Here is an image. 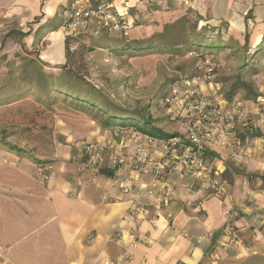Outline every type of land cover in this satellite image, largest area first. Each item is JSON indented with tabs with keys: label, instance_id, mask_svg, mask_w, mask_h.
I'll return each instance as SVG.
<instances>
[{
	"label": "crops",
	"instance_id": "1",
	"mask_svg": "<svg viewBox=\"0 0 264 264\" xmlns=\"http://www.w3.org/2000/svg\"><path fill=\"white\" fill-rule=\"evenodd\" d=\"M68 4L69 0H0V18L17 21L13 31L28 32L18 36L21 44L37 51L44 62L63 65L67 61ZM117 6L134 21L132 32L146 28L150 35L191 8L200 16L199 28L221 31L228 54L241 51L245 56L257 51L254 62L262 63L263 71L255 75L261 76L254 88L264 95V0H117ZM244 100L248 108H255V100ZM67 123L61 117L56 121L62 139L45 157L54 165L48 183L34 179L32 167L14 171L0 167V178L4 177L7 187L0 195V247L14 255L16 264H104L108 258L120 257L122 264H207L212 259L219 263L225 256H264V121L252 127L261 135L248 138L251 158L247 162L233 161L221 150L209 155L208 161L222 167L230 183L232 197L226 202L233 201L232 229L223 214V201L211 197L189 204L188 199L197 196H190L180 183L169 208L173 219L153 210L145 219H125L133 194L115 186L110 162L103 165L95 184L81 185L82 149L72 142L77 138ZM109 135L110 130L99 129L96 135H88L93 137L88 141ZM6 156L0 150V159ZM122 174L148 178L128 168ZM71 190L78 194L76 198L68 196ZM131 227L138 232L137 246L127 232ZM118 229L124 231V243L113 238ZM21 241L19 249L11 251Z\"/></svg>",
	"mask_w": 264,
	"mask_h": 264
},
{
	"label": "built area",
	"instance_id": "2",
	"mask_svg": "<svg viewBox=\"0 0 264 264\" xmlns=\"http://www.w3.org/2000/svg\"><path fill=\"white\" fill-rule=\"evenodd\" d=\"M133 25L128 12L118 8L117 0H100L96 4L91 0H69L65 34L70 38L83 34L94 38L104 35L129 38ZM209 33L214 35L217 29ZM189 54L201 61L203 73L172 82L160 99L165 116L181 130L160 138L136 126H116L100 141H77L84 155L79 165V180L81 185L95 184L103 165L110 162L115 186L122 193L133 194L124 216L130 221L148 218L152 210L156 215L165 212L168 220L173 219L174 212L169 208L175 198L176 185L180 183L190 196H197L190 197L189 204L211 197L223 201V214L232 229L233 201L226 202L232 197L230 183L223 175V168L208 161L209 155L221 150L238 163L251 158L249 137L245 133L255 123L264 121V95L255 99L254 109L248 108L240 95L227 98L219 83L213 81L218 67L214 56L198 50ZM204 85L210 88L209 92L204 91ZM126 168L146 174L147 180L135 174L123 175ZM53 170L51 162L40 164L35 171L36 178L46 184ZM68 196L76 198L78 194L71 190ZM127 232L132 244L137 246V229L131 227ZM113 238L124 243V231L118 229ZM123 262L121 257L108 258L104 264ZM207 264H218V261L212 259Z\"/></svg>",
	"mask_w": 264,
	"mask_h": 264
},
{
	"label": "rangeland",
	"instance_id": "3",
	"mask_svg": "<svg viewBox=\"0 0 264 264\" xmlns=\"http://www.w3.org/2000/svg\"><path fill=\"white\" fill-rule=\"evenodd\" d=\"M188 14L191 18L195 17L194 13ZM17 26L18 22L13 19L0 18V140L17 145L27 152L23 156L16 154V157L10 158L8 155L14 153L1 146L0 150L5 151L7 156L6 159H0V167L7 171L32 167L34 179L44 185L36 178L35 171L41 164L39 161L46 160L45 157L55 151L57 141L62 139L61 128L56 126L57 119L61 117L62 120L68 121L72 137L77 138L72 142L76 143L78 140L93 138L88 135H96L99 129L103 130L106 116L79 108L62 97L54 98L56 95L54 92L46 94L35 88L36 85L29 84L24 71L29 69L26 66L28 60L32 57L39 58V53L21 44L17 32L14 31V34L9 36L8 33ZM149 33L146 28L139 29L138 34L133 30L129 39H146L151 36ZM109 40L111 39L94 38L90 35L87 37L84 34L78 39L70 38V56L66 61L68 68L84 76L86 81L100 89L104 101H110L118 107L135 111L140 115L146 116L147 112L152 115L153 125L168 133H177L180 127L165 116L160 99L172 82L201 75L203 73L201 61L190 55L189 50L184 54L134 52L106 45ZM236 53L237 55L228 54L224 49L210 53L218 64L213 81L219 83L224 95L237 80L255 87L257 77L261 76L255 75L263 71L262 63L261 65L255 63L249 53H245V56L241 51ZM44 63L46 65L43 69L48 74L59 75L62 72V65ZM204 86V91L209 92L210 88ZM22 87L25 89L31 87L29 88L31 92L18 98L17 93L23 89ZM238 93L244 97L245 91L240 90ZM145 116H126L121 121L133 123L138 128L147 130L150 125L145 122ZM80 155L83 159V153L80 152ZM0 180L2 195L7 192V187L4 184V177ZM22 243L21 241L11 251L19 249ZM16 262L19 261H16L14 255H10V251L7 253L5 247H0V264ZM218 264H264V256L244 258L225 256Z\"/></svg>",
	"mask_w": 264,
	"mask_h": 264
},
{
	"label": "trees",
	"instance_id": "4",
	"mask_svg": "<svg viewBox=\"0 0 264 264\" xmlns=\"http://www.w3.org/2000/svg\"><path fill=\"white\" fill-rule=\"evenodd\" d=\"M100 0H95V4ZM189 12L194 13V11L189 8L187 13L182 17L168 22L164 25L163 30L152 34L146 39H134L130 40L128 37H123L122 35L107 36L105 38L111 39L105 44L110 46L122 47L125 50H131L134 52H148L156 51L159 53H172V54H184L189 50H198L205 53L216 52L217 50L223 49L226 45L221 39V31L217 29V33L212 35L209 33L214 28H207L202 26L199 27V18L197 14L194 18L189 16ZM20 37L26 36L28 34L20 31H16ZM9 36L14 34V31L8 33ZM105 36V35H104ZM82 37V35L77 36V39ZM88 37V36H87ZM115 38V39H114ZM70 37L66 36V57L67 60L70 56L69 49ZM264 42V37H263ZM252 60L255 59V53L250 52ZM39 57V56H38ZM46 65L44 61L39 58L32 57L27 62L28 70L25 69L24 75L25 79L29 81V84L36 85L35 88L44 91L46 94H51L54 92L56 97H62L63 99L69 100L71 103L76 104L79 108L84 110H91L96 113L104 114L105 119L103 121V127L105 129H112L116 126H136L137 125L130 122H122L121 119L126 116L138 117L145 116L140 115L135 111H128L124 108L118 107L111 103L110 101L103 100L100 89H97L94 85L86 81L84 76L79 75V73L68 68V62L62 65V72L59 75L54 73H49L44 71L43 66ZM38 71V72H37ZM36 82L37 84H34ZM17 93L18 98L31 92L28 87ZM240 90H244V98L247 100H255L260 94L259 92L249 83L237 80L231 86V88L225 93L227 98L234 97ZM1 92V91H0ZM165 93V92H164ZM15 96V95H13ZM164 96V94H163ZM145 122L150 125V128L145 130L141 129L143 132L149 134L153 137H170L174 133H168L162 128L152 124V115L145 113ZM135 115V116H134ZM176 134V133H175ZM261 135V132L257 129L251 128L246 130L245 136L255 137ZM3 147L7 151L23 156L27 151L14 145L10 142H3L0 140V147ZM41 164L50 161L40 160Z\"/></svg>",
	"mask_w": 264,
	"mask_h": 264
}]
</instances>
